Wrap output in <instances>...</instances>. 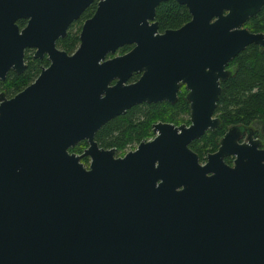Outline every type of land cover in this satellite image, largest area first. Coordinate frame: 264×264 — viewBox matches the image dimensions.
I'll use <instances>...</instances> for the list:
<instances>
[{
    "label": "water",
    "instance_id": "water-1",
    "mask_svg": "<svg viewBox=\"0 0 264 264\" xmlns=\"http://www.w3.org/2000/svg\"><path fill=\"white\" fill-rule=\"evenodd\" d=\"M92 1L0 0V81L23 71L25 49L51 62L0 95V264H264L261 141L232 126L202 165L189 148L220 126L228 63L249 45L264 50V33L244 28L264 0H174L191 20L163 35L149 22L170 0H102L76 51H59ZM179 82L188 127L157 123L123 157L98 146L95 134L129 109L174 103Z\"/></svg>",
    "mask_w": 264,
    "mask_h": 264
},
{
    "label": "trees",
    "instance_id": "trees-1",
    "mask_svg": "<svg viewBox=\"0 0 264 264\" xmlns=\"http://www.w3.org/2000/svg\"><path fill=\"white\" fill-rule=\"evenodd\" d=\"M155 18L160 30L175 29L188 22L190 14L174 1H167L156 8ZM16 24L21 27L23 21L19 20ZM244 28L252 33H264V6L257 16L244 24ZM78 36V32H71L61 40L60 44H65L68 52L72 53L75 45L79 43ZM126 50L127 47L120 52ZM228 69L232 71V75L221 83V93L215 110L220 126L189 146L198 154L201 161L205 160L207 153L217 151L218 141L232 126L251 128L254 138L259 139L264 148V50L258 46L249 45L228 63ZM30 75L27 71L20 75L8 73L0 82V86L6 83L3 89L7 94L12 95L30 82ZM176 105L181 110H188L184 101ZM173 110L174 108L169 106L167 108V104L164 103L137 105L124 115L105 124L95 134V141L101 148H113L120 152L127 146L139 144L142 139H145L155 122H173L172 118L164 119V114ZM254 123L258 124L259 130L252 128L251 125ZM86 147V142L82 141L69 151L79 155Z\"/></svg>",
    "mask_w": 264,
    "mask_h": 264
},
{
    "label": "flooded vegetation",
    "instance_id": "flooded-vegetation-1",
    "mask_svg": "<svg viewBox=\"0 0 264 264\" xmlns=\"http://www.w3.org/2000/svg\"><path fill=\"white\" fill-rule=\"evenodd\" d=\"M100 1H102V0H93L90 4H89V6L81 13V15L79 16V18L77 19V20H75L74 22H72L71 24H70V26L68 27V29H67V31H66V36L69 34V33H71V32H78V35L80 34V32H81V28H82V25L84 24V22L85 21H87L88 19H90L91 17H92V15L95 13V11H96V9H97V6H98V3L100 2ZM170 1H174V0H170ZM175 2V1H174ZM175 3H177V2H175ZM161 4V3H160ZM159 4V5H160ZM178 4V3H177ZM158 5V6H159ZM179 6H182V7H184L186 10H187V12L189 13V10H188V8L186 7V6H184V5H180V4H178ZM157 6V7H158ZM156 7V8H157ZM155 13H156V10H155ZM190 14V13H189ZM190 20H191V15H190ZM189 20V21H190ZM23 21V25L21 26V27H19L20 29L22 28V27H24V25H25V21L24 20H22ZM188 21V22H189ZM188 22H186L185 24H187ZM153 23H157V27H156V30H157V34H159V35H163L164 33H166L167 31H175V30H178V29H180L181 27H183L185 24H183L182 26H180V27H178V28H175V29H165V30H160L159 29V25H158V22L156 21V18H154V20L153 21H150L149 22V24L151 25V24H153ZM66 36H65V38H66ZM65 38H63V39H65ZM63 39H58L57 41H56V44H55V47L59 50V51H63V52H65L66 54H68V55H71L72 53H69L68 52V49H67V47L65 46V44H60L61 43V40H63ZM78 39H79V36H78ZM79 44V43H78ZM134 44L133 45H127V46H124V47H122V48H119L117 51H116V53H115V55L114 56H107L106 57V59L105 60H107V59H111V58H113V57H115V56H118V55H124V54H126V53H128L131 49H133L134 48ZM125 47H127V50L125 51V52H120V50H122V49H124ZM22 64H23V66H24V68H23V71L21 72V73H23V72H25V71H27L29 74H31L30 76H29V79H30V82H28L22 89H24L25 87H27V86H29L36 78H37V76L39 75V73L42 71V70H44V69H46L47 67H49L50 66V64H51V62H50V60L49 59H47V56L46 55H43V56H41L40 58H38V57H34V49H25L24 51H23V57H22ZM8 73H12V74H14V75H17V74H15L12 70H8L7 72H6V74H5V76L8 74ZM20 73V74H21ZM20 74H18V75H20ZM140 75L141 74H137V73H135V74H133L132 75V77L130 78V80H129V82L128 83H133V82H136L138 79H139V77H140ZM5 79V78H4ZM0 82H2V81H0ZM4 87H6V83L4 84V85H1L0 86V95H2L3 97H4V99L5 100H8V99H10L11 97H13L16 93H18V92H16V93H14V94H12V95H9V94H7L6 93V91L3 89ZM21 89V90H22ZM20 90V91H21ZM186 94H187V90H186V85L185 84H182V82H179V87H178V90H177V92H176V94H175V96H176V100L174 101V103H172V102H170V101H163V102H159V103H164V104H167V108H168V106H169V108H174V110L173 111H171L170 113H168V115H169V117L168 118H172V120H174V118L176 117V115H178V114H181V113H184V115H186L187 117H186V120L187 121H182V122H180V124L179 125H175L174 124V122H169V121H157V122H155L153 125H152V127H151V129H150V133L153 135V137L151 138V139H142L141 141H140V143L141 142H150V141H152L153 139H154V137H155V135L153 134V127H154V125L155 124H157V123H165V124H170V125H173V126H175V127H179V126H181V125H184L185 127H188L189 125H190V122H189V119H190V113H189V103L187 102V100H186ZM182 102V101H184L186 104H187V111H184V109H179L178 108V106L176 105L177 103H179V102ZM143 104H146V103H143ZM155 104H157V103H155ZM140 105H142V104H140ZM146 105H151V104H146ZM170 110V109H169ZM215 116V115H214ZM216 117V116H215ZM247 128V127H246ZM249 128V127H248ZM206 133H208V132H206ZM246 137H247V133L245 132L244 133V137L239 141V143H243V142H245V140H246ZM202 138V137H201ZM200 138V139H201ZM253 138H254V136H253ZM222 139V138H221ZM221 139H220V141H218V143H217V145H218V147H219V144H220V142H221ZM199 140V139H198ZM194 141H197V140H194ZM194 141H192L190 144H192ZM139 143V144H140ZM139 144H137V146L139 145ZM190 144H189V146H190ZM194 146L196 145V144H193ZM101 148V147H100ZM190 148V147H189ZM197 148V147H196ZM104 149V148H103ZM113 149V148H112ZM191 149V148H190ZM106 150H109V149H106ZM114 150V157H123V156H118V154H116V150L115 149H113ZM192 150V149H191ZM193 151V150H192ZM131 152V151H130ZM194 153H196L195 151H193ZM214 152H216V151H214ZM214 152H211V153H214ZM211 153H207V155H209V154H211ZM127 154V153H126ZM197 154V153H196ZM206 155V156H207ZM197 156H198V154H197ZM86 158H88V157H86ZM86 158H82L81 159V163L83 164V160L84 159H86ZM206 158V157H205ZM233 160H234V158L233 157H228V158H225L224 159V162L226 163V164H228L229 166H232V164H233ZM198 161H199V163L202 165V164H204L205 163V160L204 161H201L200 160V158H199V156H198ZM84 165V164H83ZM86 168H88V167H86Z\"/></svg>",
    "mask_w": 264,
    "mask_h": 264
},
{
    "label": "rangeland",
    "instance_id": "rangeland-1",
    "mask_svg": "<svg viewBox=\"0 0 264 264\" xmlns=\"http://www.w3.org/2000/svg\"><path fill=\"white\" fill-rule=\"evenodd\" d=\"M78 46H79V44L78 45H75V50H74V52L76 51V49L78 48ZM169 117V115L166 113V114H164V119H167ZM186 115H184V113H181V114H178V115H176V117L174 118V120H173V122H174V124L175 125H179L180 124V122H182V121H187L186 120ZM252 126V128L254 129V130H259V126H258V124L257 123H254L253 125H251ZM153 137V135L149 132L148 133V135H147V137L145 138V139H151ZM136 147H137V144H133V145H130V146H127L124 150H122V151H115L116 152V154H118V156H124L126 153H128V152H130V151H134L135 149H136ZM207 157V156H206ZM204 161V160H203ZM83 164H84V166L85 167H88L89 166V164H90V159L89 158H86V159H84L83 160Z\"/></svg>",
    "mask_w": 264,
    "mask_h": 264
}]
</instances>
